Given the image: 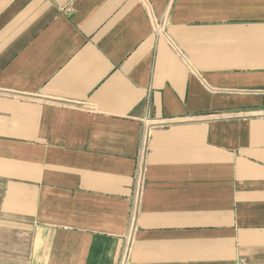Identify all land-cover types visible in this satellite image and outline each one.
<instances>
[{
    "label": "crops",
    "instance_id": "obj_1",
    "mask_svg": "<svg viewBox=\"0 0 264 264\" xmlns=\"http://www.w3.org/2000/svg\"><path fill=\"white\" fill-rule=\"evenodd\" d=\"M20 253L264 264V0H0V264Z\"/></svg>",
    "mask_w": 264,
    "mask_h": 264
},
{
    "label": "built area",
    "instance_id": "obj_2",
    "mask_svg": "<svg viewBox=\"0 0 264 264\" xmlns=\"http://www.w3.org/2000/svg\"><path fill=\"white\" fill-rule=\"evenodd\" d=\"M142 158L144 159L145 157V153L147 151V142H148V131H145V133L142 135ZM142 178H140V184H142ZM138 196L139 194H136L134 196V200H133V205H132V209H131V214H132V217H134V213L136 212V205L138 203Z\"/></svg>",
    "mask_w": 264,
    "mask_h": 264
},
{
    "label": "rangeland",
    "instance_id": "obj_3",
    "mask_svg": "<svg viewBox=\"0 0 264 264\" xmlns=\"http://www.w3.org/2000/svg\"><path fill=\"white\" fill-rule=\"evenodd\" d=\"M23 251V250H20V252ZM21 255H24V254H21L20 253V259H19V262H16V261H13L14 264H27L25 263L24 261V258H21ZM11 264V263H10Z\"/></svg>",
    "mask_w": 264,
    "mask_h": 264
}]
</instances>
